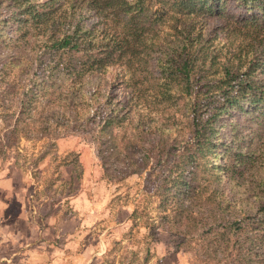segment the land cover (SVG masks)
Masks as SVG:
<instances>
[{
    "label": "rangeland",
    "instance_id": "374dc122",
    "mask_svg": "<svg viewBox=\"0 0 264 264\" xmlns=\"http://www.w3.org/2000/svg\"><path fill=\"white\" fill-rule=\"evenodd\" d=\"M30 1L43 10L49 0ZM12 2L0 0L10 40L0 41V264H264V114L225 116L200 175L217 177L207 190L215 200L206 210L198 203L203 219L184 214L174 225V181H163L174 143L190 140L174 134L184 103L166 101L150 75L131 87L123 66L81 78L47 66L39 40L60 36L69 5L57 0L36 37L24 25L16 34ZM227 9L247 13L238 0ZM74 11L78 19L82 9Z\"/></svg>",
    "mask_w": 264,
    "mask_h": 264
},
{
    "label": "trees",
    "instance_id": "16d2710c",
    "mask_svg": "<svg viewBox=\"0 0 264 264\" xmlns=\"http://www.w3.org/2000/svg\"><path fill=\"white\" fill-rule=\"evenodd\" d=\"M56 1L49 0L47 8L40 10L30 0H13L9 5L16 8L12 19L21 25L16 34H21L24 25L36 32L34 36L43 35L44 27L52 22L51 15L60 8ZM61 1L69 5L68 14L73 18L67 20L60 36L39 40L44 44V55L50 57L47 66L59 65L65 76L78 78L123 66L119 75H129L131 87L145 84L147 80L139 76L150 75V83L163 90L161 96L166 101L184 103L182 117L174 123V134L190 140L182 143V138L178 152L179 143H174L171 169L163 187L174 181V200L178 203L171 210L175 212L174 225L184 214L192 222L203 219L197 206L200 203L205 208L214 202L207 190L217 177L204 173L202 182L200 175L209 163L206 160L217 155L225 116L233 112L264 114V0H238L247 6L245 15L229 11L230 0ZM73 9H82L78 19ZM88 15L97 22L86 24ZM0 41H10L1 28ZM131 111L125 114L127 120ZM121 120L110 117L107 124ZM214 169L209 167L207 172ZM180 197L191 201L187 208ZM218 206L224 209L225 204ZM181 208L184 210L179 212ZM230 229L226 228L223 238Z\"/></svg>",
    "mask_w": 264,
    "mask_h": 264
},
{
    "label": "crops",
    "instance_id": "0c3cea01",
    "mask_svg": "<svg viewBox=\"0 0 264 264\" xmlns=\"http://www.w3.org/2000/svg\"><path fill=\"white\" fill-rule=\"evenodd\" d=\"M44 255H46L47 256V254H46V251L45 250H42L41 251Z\"/></svg>",
    "mask_w": 264,
    "mask_h": 264
}]
</instances>
